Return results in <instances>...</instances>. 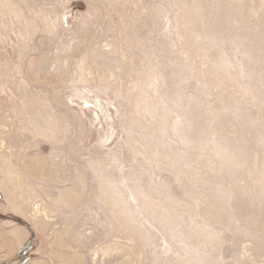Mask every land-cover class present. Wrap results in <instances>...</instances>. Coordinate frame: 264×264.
Listing matches in <instances>:
<instances>
[{"label": "rangeland", "instance_id": "1", "mask_svg": "<svg viewBox=\"0 0 264 264\" xmlns=\"http://www.w3.org/2000/svg\"><path fill=\"white\" fill-rule=\"evenodd\" d=\"M53 152L71 256L264 264V0H0V169Z\"/></svg>", "mask_w": 264, "mask_h": 264}, {"label": "crops", "instance_id": "2", "mask_svg": "<svg viewBox=\"0 0 264 264\" xmlns=\"http://www.w3.org/2000/svg\"><path fill=\"white\" fill-rule=\"evenodd\" d=\"M52 154L54 157H25L23 167L18 169L12 168L11 164H14H10L12 157L9 155L2 159L5 166L3 170L0 169V264H87L83 256L73 257L70 252L71 247L75 249L80 246L82 240L75 241L70 235L66 237L65 242L62 241L63 244H60L58 243L59 231H57L55 241L47 243L46 233L35 229L30 224L29 229L24 228L20 221L22 218L15 211L13 200L9 197V193L14 191L16 185L19 184V180L15 178L19 170L28 180L27 184L23 185V191L29 193L32 190L38 197L47 193L53 197L52 204H55L59 215V171L56 169L59 165L57 164L59 152ZM10 170L15 175L9 173ZM68 204L69 202L64 205L68 210L66 212L70 215L72 205ZM64 205L62 204L61 207L66 209Z\"/></svg>", "mask_w": 264, "mask_h": 264}, {"label": "bare ground", "instance_id": "3", "mask_svg": "<svg viewBox=\"0 0 264 264\" xmlns=\"http://www.w3.org/2000/svg\"><path fill=\"white\" fill-rule=\"evenodd\" d=\"M17 160V159H16ZM25 194V193H24ZM23 195V194H22ZM27 195V194H26ZM30 195V194H29ZM27 203V202H26ZM35 203V202H34ZM37 210V209H36ZM32 213V212H31ZM25 215V214H24ZM54 219V218H53ZM48 222H49V220H48ZM51 223V222H50ZM55 224V223H54Z\"/></svg>", "mask_w": 264, "mask_h": 264}]
</instances>
